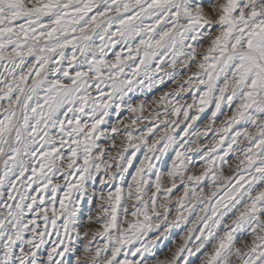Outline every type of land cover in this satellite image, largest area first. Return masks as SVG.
<instances>
[{"label": "snow or ice", "instance_id": "snow-or-ice-1", "mask_svg": "<svg viewBox=\"0 0 264 264\" xmlns=\"http://www.w3.org/2000/svg\"><path fill=\"white\" fill-rule=\"evenodd\" d=\"M0 264H264V0H0Z\"/></svg>", "mask_w": 264, "mask_h": 264}, {"label": "rangeland", "instance_id": "rangeland-1", "mask_svg": "<svg viewBox=\"0 0 264 264\" xmlns=\"http://www.w3.org/2000/svg\"><path fill=\"white\" fill-rule=\"evenodd\" d=\"M145 114H147V112H146ZM93 227H95V226H93ZM161 258L163 259V258H164V256L162 255V256H161Z\"/></svg>", "mask_w": 264, "mask_h": 264}]
</instances>
